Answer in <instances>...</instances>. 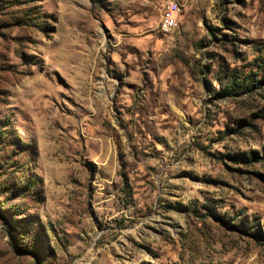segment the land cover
<instances>
[{
  "label": "rangeland",
  "instance_id": "374dc122",
  "mask_svg": "<svg viewBox=\"0 0 264 264\" xmlns=\"http://www.w3.org/2000/svg\"><path fill=\"white\" fill-rule=\"evenodd\" d=\"M0 264H264V0H0Z\"/></svg>",
  "mask_w": 264,
  "mask_h": 264
},
{
  "label": "built area",
  "instance_id": "2783aa9c",
  "mask_svg": "<svg viewBox=\"0 0 264 264\" xmlns=\"http://www.w3.org/2000/svg\"><path fill=\"white\" fill-rule=\"evenodd\" d=\"M177 11H178V4L177 2L171 1L167 3L160 15L159 22H164L165 31H169L170 28L174 27V22L177 21Z\"/></svg>",
  "mask_w": 264,
  "mask_h": 264
},
{
  "label": "bare ground",
  "instance_id": "6f19581e",
  "mask_svg": "<svg viewBox=\"0 0 264 264\" xmlns=\"http://www.w3.org/2000/svg\"><path fill=\"white\" fill-rule=\"evenodd\" d=\"M159 23H160V28H161V30H165L164 22H159ZM176 23H177V21L174 22V26L176 25ZM170 29H172V28H170Z\"/></svg>",
  "mask_w": 264,
  "mask_h": 264
}]
</instances>
